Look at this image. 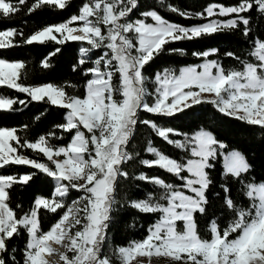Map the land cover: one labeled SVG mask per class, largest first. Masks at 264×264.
<instances>
[{"label": "snow or ice", "instance_id": "1", "mask_svg": "<svg viewBox=\"0 0 264 264\" xmlns=\"http://www.w3.org/2000/svg\"><path fill=\"white\" fill-rule=\"evenodd\" d=\"M69 3L70 0H32L28 5V0H0V18H10L26 5L27 13L33 14L44 8L63 10ZM138 3L139 0H87L78 15L45 26L28 37L16 28L0 30V49L16 46L17 36L24 37L21 42L28 45L87 41L88 47L79 49V65L87 63L93 49L108 50L94 61V67L86 70L85 75L91 74V78L86 82L83 98L69 96L65 87L51 83L24 85L19 82L24 62L0 58V86L26 93L32 101L47 100L66 109V122L56 127L65 132L75 130L67 146H53L50 139L55 132L40 135L35 142L22 143L16 128L0 127V168L15 164L36 170L20 176L0 175V264H16L15 255L6 254L8 241L21 229L28 233L23 264H51L48 257L53 254L62 264H113L114 260L118 264H134L138 257L149 260L166 257L172 264H264V181H245L251 171L245 155L238 150L224 154L223 175L242 184L241 192L249 205L247 208L238 205L231 197L230 186L222 184L224 206L235 213V218L224 228L211 219L208 226L211 238L204 239L199 234L196 216L207 212L208 192L213 184L209 169L214 167L212 161L217 159L219 150L227 146L207 129L177 140L171 138L180 135L176 130L160 127L153 120H139L141 110L175 117L193 105L208 103L226 116L264 128V40L259 37L253 39L250 52L254 62L242 60L241 69L227 70L219 61L208 59L219 52L213 48L193 53L206 58L205 62L183 68L179 75L168 70L157 73L151 103L146 97L153 93L148 91L143 75L145 66L164 51L166 44L241 30V25L242 34L249 37L252 17L248 13L255 8L264 15V0H241L232 6L210 4L195 14L170 5L171 11L186 18L193 15L212 18L191 27L169 22L155 10L142 13L144 19H128ZM147 18L153 23L146 22ZM59 51L57 47L50 53L43 66L49 67L50 57ZM225 55L240 60L233 52ZM117 73L120 83L114 86L113 77ZM117 93L119 100L115 98ZM16 103L26 106L24 100L0 97V110H14ZM138 123L148 125L166 143L189 154L185 161H178L149 141L145 151L154 159H141L139 163L158 167L183 183L174 185L146 173L136 176V180L157 185L161 191L155 197L149 193L146 198L127 201L128 206L141 213H159V219L149 226L142 240L130 241L105 254L103 248L118 203V185L121 178H129L124 166L139 155L128 151ZM18 148L42 154L54 168L47 162L24 156ZM37 173L55 180V190L51 198L36 197L30 210L17 217L10 206V190L14 185H27ZM73 189L84 195L66 205L64 198ZM60 209L66 210L59 220L48 231H42L41 211L56 213ZM178 223H182V228H178ZM233 234L235 238H230Z\"/></svg>", "mask_w": 264, "mask_h": 264}, {"label": "trees", "instance_id": "2", "mask_svg": "<svg viewBox=\"0 0 264 264\" xmlns=\"http://www.w3.org/2000/svg\"><path fill=\"white\" fill-rule=\"evenodd\" d=\"M85 2L87 0H70V3L63 10L44 8L33 14H28L26 8L32 3V0H28V5L18 14L10 18H0V30L16 28L23 31L24 37H28L45 26L59 24L69 20L72 15H78ZM240 2L241 0H139L138 7L130 13L128 19L133 21L144 19L142 13L155 10L169 22L191 27L206 23L210 18H201L195 15L186 18L171 11L169 6H175L181 11L195 14L203 12L210 4L232 6ZM248 15L252 17V33L249 37L242 34L243 26L241 25V30L205 35L193 40H180L166 44L164 51L143 69V75L147 78L146 87L150 93H153L150 97L155 98L154 93L157 86L155 76L157 73L162 74L165 70L178 73L185 67L205 61L206 58L193 53L217 48L219 52L208 59L219 61L227 70L241 69L242 60L254 62L255 58L250 55V52L254 38L259 37L264 40V15H261L255 8ZM24 37L17 36L15 38L16 46L0 49V58L10 62H24L25 68L22 70L19 82L29 86L51 83L65 87L69 96L83 98L86 82L91 78V74L85 75V72L88 68L94 67V57L98 53L104 52L105 48L93 49V58L87 60L86 64L79 65V49L85 45L84 42L66 41L63 45L56 42H46L28 45L21 42ZM86 46L88 47V44ZM57 47L60 48V51L50 57V66L44 67L43 61L49 58L50 53ZM173 49H183L184 51L181 53L172 51ZM227 52L235 53L236 56L240 57V60L225 55ZM74 66H76L75 70ZM119 83V74L117 73L113 77V85L118 86ZM0 97L26 101V106L16 103L13 105L14 110H0V127L16 128L22 143L25 140L35 142L40 135L47 136L48 133L55 132L56 135L50 139V144L67 146L75 135L74 130L65 132L56 127V125L66 122V109L52 105L47 100L32 101L26 93L10 89L7 86H0ZM115 98L121 99L119 93L116 94ZM36 117L40 118L36 119ZM139 120H153L160 127L176 130L180 135H173L171 138L177 140H184L185 136L191 137L200 129H207L227 146L224 149L225 152L238 150L245 155L251 165V171L246 174L245 181L253 179L256 182L264 181V128L226 116L208 103L193 105L191 109H186L184 113H178L175 117L157 116L141 110ZM25 126L27 127L25 128ZM149 141L163 153L176 158L178 161H185L189 158L187 150L178 149L175 145L166 143L148 125L138 123L128 145V151L133 154L139 153V155L124 166L125 170L129 172V178L127 180L121 178L118 185L116 196L118 203L112 213L107 241L103 248L105 254L112 248L127 245L130 241L142 240L147 235L149 226L159 219V213H141L128 206L127 201L146 198L149 193L155 197L161 191L157 185L136 180V176L146 173L150 177H161L174 185L183 183L178 177L158 167L149 168L139 163L141 159H154L152 154L145 151ZM18 152L28 158L37 159L39 162H47L50 167L54 168V165H51L46 157L31 149L18 148ZM212 163L214 167L209 169L213 181L208 192L210 203L206 214H197L196 216L199 234L204 239L211 238L208 231L211 219H216L218 225L224 228L235 218V213L224 206L222 184L227 183L230 186L231 197L238 205L245 208L249 205V200L241 192L242 184L235 178L224 177L222 156L219 154ZM35 171L31 166L10 164L0 168V175L20 176ZM54 190V180L44 174L37 173L27 185L18 184L12 187L10 206L15 210L17 217H20L30 210L36 197L51 198ZM82 195H84L83 192L70 190L65 204L70 205L73 200ZM18 205L21 207H17ZM65 210L60 209L56 213L42 210L40 213L41 230L48 231ZM235 235L233 234L230 238H235ZM27 241L28 233L24 229H21L18 235L8 241L9 253L6 255H15L16 264H23V253ZM12 249L16 251L12 253ZM113 264H118V262L114 260Z\"/></svg>", "mask_w": 264, "mask_h": 264}, {"label": "rangeland", "instance_id": "3", "mask_svg": "<svg viewBox=\"0 0 264 264\" xmlns=\"http://www.w3.org/2000/svg\"><path fill=\"white\" fill-rule=\"evenodd\" d=\"M219 19H227L228 17H218ZM210 19H212V18H210ZM146 22H148V23H153V21L151 20V18L148 20H146ZM71 26H73V27H76L77 25L76 24H73V25H71ZM105 31H106V29H105ZM58 35V34H57ZM58 38H59V35H58ZM136 41H134V43H135ZM86 44H87V42L85 43V45H83L82 47H87L86 46ZM94 50H96V49H94ZM106 51H108L106 48H105V51L104 52H106ZM104 52H102V53H98L94 58V60H93V62L97 59V58H99L100 56H102L103 54H104ZM91 58H93V51L91 52V53H89V55H88V58H87V60H90ZM205 61H203L202 63H200V64H203ZM200 64H197V65H200ZM192 66H194V65H192ZM189 67V66H188ZM186 68V67H185ZM169 72H172V71H169ZM172 73H174V72H172ZM163 74V73H162ZM176 75H179L180 74V72H178V73H175ZM194 90H198V89H194ZM205 95H207V94H205ZM146 99L151 103L153 100H154V98L153 97H150V96H148V97H146ZM75 131V130H74ZM88 134V133H87ZM86 134V135H87ZM194 136V135H193ZM227 152H225L224 151V149L223 150H219V154L223 157V155L224 154H226ZM218 154V155H219ZM59 159H63V157H60ZM54 182H55V186H56V181L54 180ZM69 195V194H68ZM67 195V196H68ZM65 199V201H66V199H67V197H65L64 198ZM178 228H182V223H178ZM69 255L71 256V253H69ZM50 262H51V264H62V262H59V257L56 255L55 256V258H52V259H50ZM134 264H172V262H171V260L169 259V258H166V257H152L150 260H149V258H147V257H138L137 258V261L136 262H134Z\"/></svg>", "mask_w": 264, "mask_h": 264}, {"label": "bare ground", "instance_id": "4", "mask_svg": "<svg viewBox=\"0 0 264 264\" xmlns=\"http://www.w3.org/2000/svg\"><path fill=\"white\" fill-rule=\"evenodd\" d=\"M76 34H79V33H76ZM81 42H87V41H81ZM56 106V105H55ZM59 107V106H58ZM55 254H53L52 256H50V257H48V259L50 260V259H52V258H55Z\"/></svg>", "mask_w": 264, "mask_h": 264}, {"label": "water", "instance_id": "5", "mask_svg": "<svg viewBox=\"0 0 264 264\" xmlns=\"http://www.w3.org/2000/svg\"><path fill=\"white\" fill-rule=\"evenodd\" d=\"M74 42H81V41H74ZM84 43H86V42H84Z\"/></svg>", "mask_w": 264, "mask_h": 264}]
</instances>
